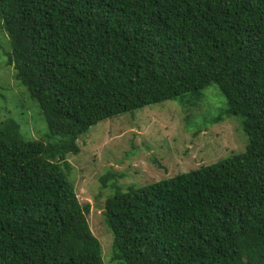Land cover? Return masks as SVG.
Returning a JSON list of instances; mask_svg holds the SVG:
<instances>
[{"label": "trees", "instance_id": "obj_1", "mask_svg": "<svg viewBox=\"0 0 264 264\" xmlns=\"http://www.w3.org/2000/svg\"><path fill=\"white\" fill-rule=\"evenodd\" d=\"M0 28L47 128L26 139L0 120V264H104L67 155L101 121L212 84L210 122L239 118L244 150L125 189L106 172L111 259L264 264V0H0Z\"/></svg>", "mask_w": 264, "mask_h": 264}, {"label": "rangeland", "instance_id": "obj_2", "mask_svg": "<svg viewBox=\"0 0 264 264\" xmlns=\"http://www.w3.org/2000/svg\"><path fill=\"white\" fill-rule=\"evenodd\" d=\"M9 51L8 37L0 28V120L11 118L24 138L41 139L46 123L15 79L13 66L6 64ZM223 104V94L212 84L195 104L153 103L101 121L77 140L79 152L66 157L69 179L78 200L91 206L87 221L102 247L104 264L117 263L111 259L113 236L103 221V197L98 194L108 190L100 188V178L112 172L118 174L122 189L142 186L241 152L247 137L239 118L210 122Z\"/></svg>", "mask_w": 264, "mask_h": 264}]
</instances>
